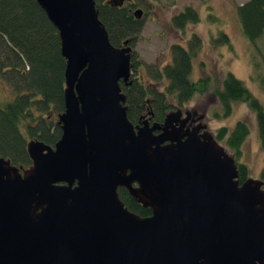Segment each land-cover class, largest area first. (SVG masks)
I'll return each instance as SVG.
<instances>
[{
	"label": "water",
	"instance_id": "water-1",
	"mask_svg": "<svg viewBox=\"0 0 264 264\" xmlns=\"http://www.w3.org/2000/svg\"><path fill=\"white\" fill-rule=\"evenodd\" d=\"M35 1L66 62L62 135L29 142L26 169L0 156V264H264V182L240 183L207 124L176 125L182 112L129 121L134 50L111 44L95 0Z\"/></svg>",
	"mask_w": 264,
	"mask_h": 264
},
{
	"label": "trees",
	"instance_id": "trees-1",
	"mask_svg": "<svg viewBox=\"0 0 264 264\" xmlns=\"http://www.w3.org/2000/svg\"><path fill=\"white\" fill-rule=\"evenodd\" d=\"M125 1L121 4V0H95L96 10L111 44L121 47L129 41L133 49L143 21L135 17L138 9ZM236 14L242 34L257 48L255 43L264 36V0H250L238 7ZM198 23L199 13L192 6L172 19L178 30ZM230 43V37L225 33L213 39L216 47ZM170 49L172 61L160 71H155L150 80L134 76L131 77V85L120 82L122 93L126 95L127 115L133 125L145 109L151 108L156 113V121L162 122L172 107H182L196 96L211 91L212 79L209 76L199 81L192 79L193 62L201 52L202 39L192 35L187 47L173 45ZM135 59L133 51L132 76L138 65H142ZM65 68L59 32L38 3L35 0H0V78L14 92L11 102L0 101V156L10 160L14 166L26 169L32 165L27 151L29 142L39 140L53 147L60 140L62 129L58 125V116L65 110ZM258 68L255 63L252 77L264 89V76ZM162 81L166 85L159 92L156 83ZM221 89L215 91L221 112L215 113L214 118L226 119L232 115L236 103L247 104L256 115L259 141L264 151V107L260 100L231 73L225 75ZM216 132L215 140L225 143L238 165L240 183L245 182L250 173L238 159L250 133L248 126L238 122L232 131L220 128ZM261 172L260 179L264 182V168ZM119 197L132 213L144 218L151 215V210L143 209L130 197L127 189H120Z\"/></svg>",
	"mask_w": 264,
	"mask_h": 264
},
{
	"label": "rangeland",
	"instance_id": "rangeland-1",
	"mask_svg": "<svg viewBox=\"0 0 264 264\" xmlns=\"http://www.w3.org/2000/svg\"><path fill=\"white\" fill-rule=\"evenodd\" d=\"M248 1L250 0H126L125 2L128 3L127 5H134L135 10L143 11L142 31L133 45L136 53L135 61L142 65H138L131 77L150 80L155 71H160L172 61L170 48L173 45L187 47L192 35L200 37L202 49L193 62L192 79L199 81L202 77L209 76L212 79L211 91L203 96H196L192 102L182 107L191 113L197 111L200 115L206 112L203 122L207 124L208 131L214 138L220 128L232 131L238 122L245 123L250 133L241 147L242 154L238 162L247 167L250 178L260 180L264 168V151L261 149L254 112L247 104L236 103L231 116L226 119L214 118L215 113L221 112L215 91L222 90L221 85L227 73L241 80L264 107V89L252 77L255 74V63L259 66L258 72L264 76V36L255 43L257 48L251 45L242 34L236 14L238 7ZM189 6L199 13L200 23L189 24L184 30L176 29L172 24L173 17ZM222 33L230 37V45L214 46L213 39ZM156 85L157 90L161 92L166 83L162 81ZM13 99V89L0 78V101L11 102ZM219 144L230 154L223 141H219Z\"/></svg>",
	"mask_w": 264,
	"mask_h": 264
},
{
	"label": "flooded vegetation",
	"instance_id": "flooded-vegetation-1",
	"mask_svg": "<svg viewBox=\"0 0 264 264\" xmlns=\"http://www.w3.org/2000/svg\"><path fill=\"white\" fill-rule=\"evenodd\" d=\"M176 111L182 112V115L180 116V118H178V120H176V125L180 126L183 123H185L184 130H192L194 127H196L198 125H205L206 124L205 122H203L204 119L203 120H199V117L200 116H204L206 114V112H204L203 115H200L197 111H193L192 113L190 112L191 114H190V116H188L187 115L188 111L184 110L183 107L182 108L172 107V109L169 112H167V115L171 114L172 112H176ZM166 116H165V118H166ZM155 117H156V113H154L151 108L145 109L143 114H142V116L140 117V119L137 121V123L135 125L136 126L139 125V124L141 125V123L144 120H147L149 122L150 126H153L154 123H158V124L162 125V123L164 122L165 118L163 119L162 122H157ZM155 134L159 135V132H155Z\"/></svg>",
	"mask_w": 264,
	"mask_h": 264
}]
</instances>
